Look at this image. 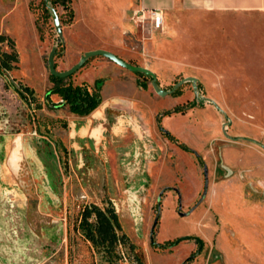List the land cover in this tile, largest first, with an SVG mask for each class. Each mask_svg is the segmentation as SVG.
<instances>
[{"label": "rangeland", "instance_id": "374dc122", "mask_svg": "<svg viewBox=\"0 0 264 264\" xmlns=\"http://www.w3.org/2000/svg\"><path fill=\"white\" fill-rule=\"evenodd\" d=\"M115 12L0 0V264H264V73L237 59L264 46V18L177 11L153 31ZM53 49L58 72L106 50L168 94L94 56L63 84L101 104L73 114ZM92 207L115 211L112 243L93 212V240L80 227Z\"/></svg>", "mask_w": 264, "mask_h": 264}, {"label": "crops", "instance_id": "0c3cea01", "mask_svg": "<svg viewBox=\"0 0 264 264\" xmlns=\"http://www.w3.org/2000/svg\"><path fill=\"white\" fill-rule=\"evenodd\" d=\"M94 7L103 10L114 8L112 23L116 26L125 25L127 12L141 9H161L165 16L177 11L204 12L228 17H259L264 18V0H90ZM112 8H111V7ZM257 41V40H253ZM255 49V48H254ZM242 73H264V46H259L252 55L237 57ZM232 60V57L229 59ZM255 82V80H254ZM256 89V87H255ZM258 89V88H257ZM264 89V88H263Z\"/></svg>", "mask_w": 264, "mask_h": 264}, {"label": "trees", "instance_id": "16d2710c", "mask_svg": "<svg viewBox=\"0 0 264 264\" xmlns=\"http://www.w3.org/2000/svg\"><path fill=\"white\" fill-rule=\"evenodd\" d=\"M57 1V0H56ZM64 4V1H62ZM56 82L55 89L52 91L53 94H57L61 97L65 104H68L70 111L80 116L89 115L93 112L101 103V98L97 94H91L86 89L79 86L65 85L63 84L64 79L53 77ZM179 111V110H178ZM177 111V112H178ZM176 112V111H175ZM180 112V111H179ZM168 115V114H167ZM164 133L170 137V134L164 130ZM172 139V137H170ZM183 150L190 151L184 146H181ZM194 152V151H190ZM92 212L95 214V226L97 232V239L102 243L110 242L116 237L115 229L120 230L117 215L114 210L103 211L97 207L86 208L82 213L81 228L87 230L88 236L93 240L92 226L88 222ZM113 238V240L111 239ZM125 237L122 236L121 239ZM175 243H166L162 245L163 248L173 246Z\"/></svg>", "mask_w": 264, "mask_h": 264}, {"label": "water", "instance_id": "95a60500", "mask_svg": "<svg viewBox=\"0 0 264 264\" xmlns=\"http://www.w3.org/2000/svg\"><path fill=\"white\" fill-rule=\"evenodd\" d=\"M45 1H48V0H45ZM54 24H55V29H56V32H57L59 38H62V36H63L62 26H61L59 17L55 12H54ZM55 53H56V49H53L51 51V53L49 55V59H48L49 71L53 77H57V78H61V79L68 78L69 76H71L75 72H77L80 68H82L89 58L94 57V56H103V57L111 60L112 62L116 63L117 65L129 70V71L140 72V73L151 76L154 80L153 86H154V89L156 90V92L159 95H163V96L168 94L167 91L159 89L157 87V85L155 83L156 76L154 75V73H152L151 71H149L146 68H143L140 66H133V65L125 62L124 60L120 59L115 54H113L109 51L99 49V50L86 52L84 55L81 56L79 62L76 65H74L71 69H69L68 71H65V72H58L56 70L55 63H54ZM196 81H197L196 78H186L180 84H182L183 82H192L194 87H195ZM205 175H207V172H205ZM206 187H207V183H206Z\"/></svg>", "mask_w": 264, "mask_h": 264}, {"label": "built area", "instance_id": "2783aa9c", "mask_svg": "<svg viewBox=\"0 0 264 264\" xmlns=\"http://www.w3.org/2000/svg\"><path fill=\"white\" fill-rule=\"evenodd\" d=\"M131 20L143 27H145L146 24H149L153 31H157L162 29L164 25L165 13L161 9H141L132 12Z\"/></svg>", "mask_w": 264, "mask_h": 264}, {"label": "flooded vegetation", "instance_id": "af4514ba", "mask_svg": "<svg viewBox=\"0 0 264 264\" xmlns=\"http://www.w3.org/2000/svg\"><path fill=\"white\" fill-rule=\"evenodd\" d=\"M86 90H87V89H86ZM87 91H88V90H87ZM88 92H89V91H88ZM89 93H90V92H89ZM91 94H92V93H91ZM60 104H61V105H68V104H65L64 101H63L62 99H61V103H60ZM100 104H101V103H100ZM68 106H69V105H68ZM98 107H99V106H98ZM98 107H97V108H98ZM69 108H70V107H69ZM97 108H96V109H97ZM96 109H95V110H96ZM95 110H94V111H95ZM94 111H93V112H94ZM93 112H91V113H93ZM91 113H90V114H91ZM73 114H74V113H73ZM77 115H78V114H77ZM79 116H80V115H79ZM86 116H87V115H86Z\"/></svg>", "mask_w": 264, "mask_h": 264}]
</instances>
